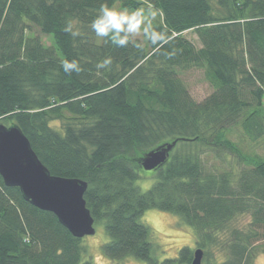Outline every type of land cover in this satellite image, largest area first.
Returning <instances> with one entry per match:
<instances>
[{"label": "trees", "instance_id": "obj_1", "mask_svg": "<svg viewBox=\"0 0 264 264\" xmlns=\"http://www.w3.org/2000/svg\"><path fill=\"white\" fill-rule=\"evenodd\" d=\"M116 3L155 9L153 27L167 39L147 47L133 37L117 47L97 37L91 22L102 4ZM219 5L217 11L210 0H0V122L17 123L52 174L88 182L84 197L95 223L105 221L111 240L103 247L112 258L155 262L140 218L159 209L194 228L203 264H253L255 229L231 222L244 214L252 224L264 221V157L249 160L228 133L241 126L253 140L264 134V0ZM69 21L79 36L64 31ZM109 57L107 69L96 67ZM64 60H76L81 71L65 73ZM193 68L213 87L201 101L181 77ZM175 140L166 162L143 168L147 152ZM227 151L245 163L238 174L209 167L203 157ZM147 173L157 180L142 191L136 181ZM81 241L0 175V264H94L83 261ZM193 257L184 246L179 258L162 264H191Z\"/></svg>", "mask_w": 264, "mask_h": 264}, {"label": "rangeland", "instance_id": "obj_2", "mask_svg": "<svg viewBox=\"0 0 264 264\" xmlns=\"http://www.w3.org/2000/svg\"><path fill=\"white\" fill-rule=\"evenodd\" d=\"M210 2L216 10H221L219 0H210ZM115 9L125 10L120 8L119 3H116ZM151 11L156 13L155 19L159 17L155 9ZM35 31L39 33V29ZM184 35L191 39L197 46H201L197 35L193 31H187ZM40 36L46 44L51 45L53 43V38L50 35L40 33ZM136 37L140 38L145 46H149V42L143 34ZM181 77L186 82L192 96L198 101L203 100L213 91L212 85L201 69L193 68L186 70L182 73ZM228 136L235 142L239 149L243 151L249 160L257 157H264V134L258 139L253 140L244 133L241 126H235L230 130ZM203 157L209 167H215L222 172L232 171L234 174H238L245 166V163L239 161L236 156L228 151L224 152V155L220 157L214 156L213 154H204ZM156 180L157 178L155 176L147 173L139 178L136 183L142 191H145L149 189ZM140 220L150 229L149 238L153 245L152 257L155 259V262L140 259L133 255H128L120 260L110 257L103 247L106 242L111 240L110 235L106 231L105 221L96 222V233L82 238L81 242L85 247L83 261L90 259L94 264H162L165 259L179 258L180 249L184 246H189L193 251L199 247L197 245L196 231L179 215L159 209H147L142 214ZM252 221L253 217L250 214H244L233 220L231 225L239 227L244 231L251 228L255 229L257 239L254 241V245H256L255 250L257 254L253 264H264V221L257 225L252 224ZM217 253V250L212 253L209 256V260L212 261ZM204 262L205 259L203 258L202 264ZM173 264L180 263L176 260Z\"/></svg>", "mask_w": 264, "mask_h": 264}, {"label": "water", "instance_id": "obj_3", "mask_svg": "<svg viewBox=\"0 0 264 264\" xmlns=\"http://www.w3.org/2000/svg\"><path fill=\"white\" fill-rule=\"evenodd\" d=\"M177 140L150 150L142 159L145 170H154L169 158ZM0 175L8 187H19L25 200L54 213L75 237L96 233L95 219L84 197L88 182L52 174L17 123L0 122ZM204 250H194L191 264H202Z\"/></svg>", "mask_w": 264, "mask_h": 264}, {"label": "clouds", "instance_id": "obj_4", "mask_svg": "<svg viewBox=\"0 0 264 264\" xmlns=\"http://www.w3.org/2000/svg\"><path fill=\"white\" fill-rule=\"evenodd\" d=\"M155 16V12L149 10L146 13L144 8H136L132 11L117 10L107 6V4H102L90 26L97 37L104 38L117 47H126L132 42L133 37L140 34H143L153 47H157L168 36L166 32L153 27ZM64 31L73 37L80 35L79 30L74 27L71 21L66 24ZM136 47H140V44L137 43ZM111 63L112 59L109 57L99 62L96 67L107 69ZM62 68L65 73L73 71L79 73L81 71V67L76 60L62 61Z\"/></svg>", "mask_w": 264, "mask_h": 264}]
</instances>
